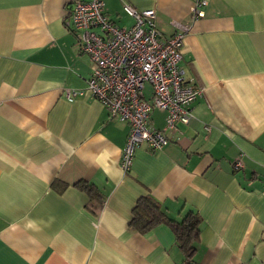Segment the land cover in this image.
Listing matches in <instances>:
<instances>
[{
  "label": "crops",
  "instance_id": "1",
  "mask_svg": "<svg viewBox=\"0 0 264 264\" xmlns=\"http://www.w3.org/2000/svg\"><path fill=\"white\" fill-rule=\"evenodd\" d=\"M73 1L0 0V264H183L168 225L131 226L143 196L176 222L200 217L194 264H264V0H206L197 19L192 0H102L118 27L130 5L154 10L164 40L186 28L180 65L203 88L191 121L160 150L140 146L127 173L128 125L63 95L91 73ZM150 121L163 128L165 113ZM79 180L104 195L98 211Z\"/></svg>",
  "mask_w": 264,
  "mask_h": 264
},
{
  "label": "built area",
  "instance_id": "2",
  "mask_svg": "<svg viewBox=\"0 0 264 264\" xmlns=\"http://www.w3.org/2000/svg\"><path fill=\"white\" fill-rule=\"evenodd\" d=\"M192 2V19L202 18L207 1ZM123 9L133 18L129 28L118 27L107 17L102 0L71 2L67 27L78 37L77 50L88 55L91 73L84 89H65L63 95L70 102L88 95L110 119L128 125L119 159L121 170L127 173L140 146L150 152L160 150L180 125L191 121V105L202 96L203 88L188 83L180 65L186 28L180 26V31L164 40L155 27L154 10L137 11L130 5ZM154 110L165 113L161 129L150 123ZM234 167L243 165L238 160Z\"/></svg>",
  "mask_w": 264,
  "mask_h": 264
},
{
  "label": "trees",
  "instance_id": "3",
  "mask_svg": "<svg viewBox=\"0 0 264 264\" xmlns=\"http://www.w3.org/2000/svg\"><path fill=\"white\" fill-rule=\"evenodd\" d=\"M75 186L86 193L88 205L95 211L103 206L104 195L93 184L79 180ZM200 221V217L192 212L186 213L181 222L171 220L163 213L155 200L150 196H143L135 205L130 224L140 232L159 224L168 225L175 236L177 246L183 253V264H194Z\"/></svg>",
  "mask_w": 264,
  "mask_h": 264
}]
</instances>
